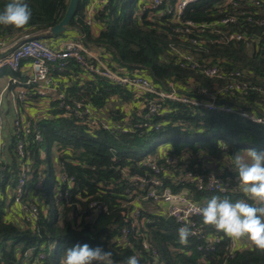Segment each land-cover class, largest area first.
<instances>
[{
    "label": "trees",
    "instance_id": "1",
    "mask_svg": "<svg viewBox=\"0 0 264 264\" xmlns=\"http://www.w3.org/2000/svg\"><path fill=\"white\" fill-rule=\"evenodd\" d=\"M68 1L25 0L32 12L29 24L20 29L0 25V36L15 39L55 25L63 17ZM87 1L79 0L70 24L79 29L87 41L100 46L101 57L108 61L111 68L127 67L131 71L142 68L139 66L146 67V75L157 87L161 81H173L180 91L197 100L202 96V89L213 92L230 81L227 74L215 79L204 75L202 68L182 67L173 49L175 47L193 54L202 66L217 65L226 72L240 71L242 75L234 79L247 82L248 87L243 92L235 91L227 98L228 101L235 108L245 105L248 110H261L264 113V57L261 56V50L251 51L244 39L218 42L215 40L218 35L210 30L199 31L186 24L188 20L200 23L219 18L216 9L209 6V0L188 4L177 20L169 14H156L151 19L143 16L140 21L133 18L136 5L146 4L147 0H109L103 10L95 15L97 30L83 19ZM10 2L0 0V11ZM169 2L173 3L174 0ZM175 27L180 30H174ZM186 27L190 30H185ZM218 28L222 30V26ZM230 29L246 36L252 33L261 36L264 33V25L244 22V19L241 25L231 24ZM67 33H60L57 37H67ZM194 38H204L206 41L194 44ZM260 45H264V39H261ZM107 54L111 56L107 57ZM71 68L78 75L80 66L74 63ZM71 88L72 93L85 92L97 109L106 106L101 96L107 99L114 96L122 103L136 100L132 92L105 79L92 80L91 87L75 84ZM165 104L170 111L165 115L154 114L146 127H134V121L142 117H138L141 115L138 114L140 110L135 108L129 114L130 120H126L132 127L125 132L119 130L123 120L115 116L107 128L82 124L72 115L40 121L44 141L32 142L30 167L35 179L41 171L39 166L45 164L44 170L49 172V190L34 222L22 218L17 224L6 219L5 209L11 205V200L7 201L5 183L15 177L18 163L13 155L11 160L0 162V174H4L0 182V263L22 264L24 250L43 244L42 249H36L45 253L42 263L62 264L68 247L87 243L93 248L101 246L105 251H111L113 264H124L126 258L132 255L138 257L140 264H146L148 253L142 247L140 232L130 234V244H122L119 240V228L125 223L121 211L127 209V175L145 173V168L138 162L143 155H150L159 161L165 155H172L177 159L173 170L180 166L193 168L196 165L200 170V166L204 165L205 172H217L229 177L237 175L230 163L235 154L246 155L250 149L264 151V123L254 122L235 112L209 110L176 100H166ZM150 142H154V145L145 151ZM44 145L50 147L46 159L40 156V148ZM51 147H56L59 152L62 149L65 151L55 154ZM59 164H63L66 172L75 180L67 196L70 206L65 200L56 201L53 195L56 186L64 188L56 179ZM2 165L11 167L12 171L1 170ZM166 183L173 191L188 193L195 200H208L213 195L226 196L233 202L247 199L239 187L220 192L198 190L190 184L173 183L170 180ZM143 192L135 188L131 190L133 195ZM93 199L104 202L107 210L89 211L82 215L76 212V206H85ZM62 202L64 206L60 207ZM141 204V216L151 218L141 231L149 245L156 249L157 259L165 264H223L224 260V264H264V251L256 249L247 240L246 246L226 258V238L213 251L197 249L199 241L194 237H189L188 244L182 245L179 243L177 224L164 216L151 214L152 204L149 200H142ZM20 242L23 243L22 247L16 249ZM139 250L142 252L139 253Z\"/></svg>",
    "mask_w": 264,
    "mask_h": 264
},
{
    "label": "built area",
    "instance_id": "2",
    "mask_svg": "<svg viewBox=\"0 0 264 264\" xmlns=\"http://www.w3.org/2000/svg\"><path fill=\"white\" fill-rule=\"evenodd\" d=\"M108 1H87L83 14L87 25L96 29L95 15L103 10ZM195 1L197 0H174L171 3L169 0H147L146 4H141L136 8L133 18L140 21L143 16L146 19H151L156 14H169L177 20L187 5ZM263 2L264 0H209V6L216 9L219 18L200 23L188 20L186 24L196 27L199 31L210 30L218 35L215 39L218 42L227 43L244 39L251 51L261 50V56L264 57V45H260L261 39H264V33L261 36L256 33L246 36L242 32L230 29L231 24L241 25L243 19L244 22L264 25ZM149 8L154 10H147ZM219 26H222V30L218 28ZM174 30L180 29L175 27ZM185 30L189 31L190 28L186 27ZM74 31L76 32L74 38H65L54 45L43 38L27 37L31 34L15 39L9 36H0V162L11 160L13 155L18 163L15 177H11L5 183L7 201L11 200L10 206H16L17 210L26 216L23 217L26 220L34 222L38 218L39 209L43 208L45 195L49 190V172L44 170L45 164L39 166L38 169L41 171L37 173L35 179L30 167L32 142L42 143L44 141L43 130L39 122L72 115L82 124L101 125L107 128L108 123L111 120L114 121L112 117L116 116L118 107L114 100L118 98L113 96L107 99L105 96H101V100L105 101L106 106L112 103L107 108L108 118L101 120L98 118V114H102L103 108H95L83 91L72 93L71 87H74L75 84L91 87L92 80L105 79L132 92L136 98L137 110H140L138 114H141L138 117L142 116L134 121V127L148 126L154 114H167L170 109L165 104L166 100L181 101L214 111L235 112L254 122L264 123V113L261 110L251 111L245 105L235 108L227 99L235 91L243 92L248 87V83L245 81H235V76L242 75L240 71L229 70L226 72L222 66L217 65L202 66L190 52L173 47L178 54V63L182 67L202 68L204 75L215 79L223 78L226 74L229 76L230 81L225 82L222 87L213 92L202 89L200 91L202 96L197 100L180 91L173 81H161L157 87L146 75V67L139 66L142 68L131 71L127 67L111 68L108 61L101 57L102 52H97L96 44L87 41L79 29H74ZM20 40L21 42H19ZM205 41L204 38L192 39L194 44L205 43ZM110 56L107 54V57ZM71 63L80 66L78 75L73 73ZM87 81L91 83L86 84ZM140 97L144 99L141 100ZM138 103L139 105H137ZM4 105H7V108H4ZM134 109L135 107L128 110L131 113ZM58 110H62V112ZM7 115L12 116L9 125ZM124 116L128 115L124 114ZM119 120H123L119 125V130L125 132L129 130V127H132L125 118L121 117ZM49 150L48 145L42 146L40 156L46 159ZM51 150L55 154L65 151L62 149L59 152L56 147H51ZM112 152H114L113 149ZM138 162L145 168V173L127 175L129 184L125 189L127 209L121 211L125 223L119 228V240L122 244H130V234L140 232L142 247L148 253L146 264L165 263L157 259L156 249L149 245L145 234L141 231L146 223L151 221V218L147 219L141 216L142 200L151 202V214L164 216L166 219L170 217L178 228L187 224L195 233L189 237H194L199 241L197 249L213 251L217 244L226 238V258L233 256L235 250L246 246L245 240L234 241L224 233L216 231L212 226L203 223V218L196 209L204 206L207 199L195 200L188 193L173 191L166 183L167 180H170L173 183L190 184L198 190L226 192L232 187H239L237 175L223 177L217 172H205L204 165L200 166V170L197 165L193 168L180 166L173 170L177 159L172 155H165L163 160L159 161L157 158L145 154ZM11 169L5 165L1 166L3 171H12ZM163 172L166 174L162 175ZM3 179L4 174L1 173L0 182ZM56 179L64 185V188L61 186L54 188L53 195L56 201L65 200L70 206L67 196L75 182L74 177L66 172L63 164H59ZM134 188L144 190V192L133 195L131 190ZM62 206H64V202L61 203L60 207ZM75 210L79 215H82L89 211H106L107 206L104 202L93 199L88 201L85 206H76ZM44 258L43 250L36 251L28 247L23 251L21 261L22 264H43ZM224 262L225 260L223 264ZM93 264H97V262H93Z\"/></svg>",
    "mask_w": 264,
    "mask_h": 264
},
{
    "label": "clouds",
    "instance_id": "3",
    "mask_svg": "<svg viewBox=\"0 0 264 264\" xmlns=\"http://www.w3.org/2000/svg\"><path fill=\"white\" fill-rule=\"evenodd\" d=\"M32 12L25 0H11L0 11V25L24 28L31 20ZM234 168L240 191L247 199L233 202L228 197L213 195L204 206L197 207L205 225L224 233L234 241L247 240L256 249L264 251V151L248 150L246 155L235 154ZM191 228L184 224L178 229L179 243L188 244ZM113 264L112 252L103 247L75 244L65 250L62 264ZM124 264H140L136 255L126 258Z\"/></svg>",
    "mask_w": 264,
    "mask_h": 264
},
{
    "label": "rangeland",
    "instance_id": "4",
    "mask_svg": "<svg viewBox=\"0 0 264 264\" xmlns=\"http://www.w3.org/2000/svg\"><path fill=\"white\" fill-rule=\"evenodd\" d=\"M140 6V4H138L137 3V5H136V8L137 7H139ZM58 37H60V36H58ZM47 40V39H46ZM51 40V39H50ZM49 40V41H50ZM97 46V45H96ZM100 47V46H99ZM0 77H1V74H0ZM4 97H6V95H4ZM115 102H116V106L118 107V109L120 110L119 112H118V109L116 110L117 112H116V116L115 117H119V118H121V117H123V118H125L126 120H130V119H128V117H129V114H130V111L128 110V109H131V108H138L135 104H134V102L132 101V102H130V103H122L121 101H119L118 99H116V100H114ZM108 102H110L109 100H108ZM126 104V105H125ZM137 105H139V103L137 104ZM142 106V105H141ZM4 108L6 107L7 108V105L5 106H3ZM107 108H108V106H105L103 109H102V114H98V118L99 119H101L102 120V118H104V119H106V118H108V116H109V112H108V110H107ZM127 109V110H126ZM126 114V115H128L127 117H125L124 116V114ZM11 119H12V116L11 115H7V123H8V125L10 124V122H11ZM115 124H117V123H115ZM154 145V142H150V143H148L147 145H146V148H145V151H148L152 146ZM46 154V153H45ZM6 212H7V216H5L6 217V219L8 220H11V221H13V222H15V223H17V224H19V222H20V220L23 218V217H26L23 213H21L19 210H17V207L16 206H9V207H7L6 209ZM10 242H12V241H10ZM22 245H23V243L22 242H20L19 244H17V246H16V249H20L21 247H22Z\"/></svg>",
    "mask_w": 264,
    "mask_h": 264
},
{
    "label": "water",
    "instance_id": "5",
    "mask_svg": "<svg viewBox=\"0 0 264 264\" xmlns=\"http://www.w3.org/2000/svg\"><path fill=\"white\" fill-rule=\"evenodd\" d=\"M78 2H79V0H69L67 7L65 9V12L63 14V17L55 25H53V26H51V27H49L43 31H39V32H36L34 34H31L27 37H39V38H43V39H48V38L57 36L60 33H64V32L74 30L75 28L70 24V22H71L73 16L75 15ZM19 42H21V40ZM167 220L172 221V219L170 217H168ZM86 234H88V233H86Z\"/></svg>",
    "mask_w": 264,
    "mask_h": 264
},
{
    "label": "crops",
    "instance_id": "6",
    "mask_svg": "<svg viewBox=\"0 0 264 264\" xmlns=\"http://www.w3.org/2000/svg\"><path fill=\"white\" fill-rule=\"evenodd\" d=\"M72 36H76L75 32H73L72 30L71 31H68L67 33V37L70 38ZM67 37H63V36H60V37H57V36H54V37H51V38H48L46 41H48L51 45H54L56 44V42H59ZM51 39V40H50ZM50 40V41H49ZM96 46V45H95ZM96 49H97V52H102V49L97 45L96 46ZM134 104H136L135 101H133ZM112 103L108 104V106L110 107Z\"/></svg>",
    "mask_w": 264,
    "mask_h": 264
},
{
    "label": "bare ground",
    "instance_id": "7",
    "mask_svg": "<svg viewBox=\"0 0 264 264\" xmlns=\"http://www.w3.org/2000/svg\"><path fill=\"white\" fill-rule=\"evenodd\" d=\"M30 248H32L33 250H36L38 248H41L42 249L43 248V244H41L40 246L39 245L38 246H30Z\"/></svg>",
    "mask_w": 264,
    "mask_h": 264
}]
</instances>
